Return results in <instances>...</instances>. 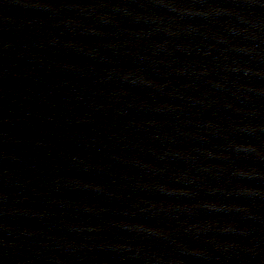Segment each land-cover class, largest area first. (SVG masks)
Returning <instances> with one entry per match:
<instances>
[{"label":"water","instance_id":"water-1","mask_svg":"<svg viewBox=\"0 0 264 264\" xmlns=\"http://www.w3.org/2000/svg\"><path fill=\"white\" fill-rule=\"evenodd\" d=\"M0 264H264V0H0Z\"/></svg>","mask_w":264,"mask_h":264}]
</instances>
